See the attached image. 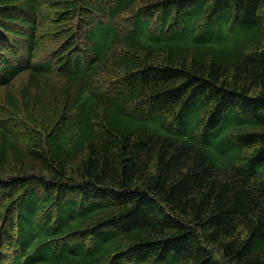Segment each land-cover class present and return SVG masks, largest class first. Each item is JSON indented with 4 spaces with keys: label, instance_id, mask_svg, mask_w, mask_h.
I'll use <instances>...</instances> for the list:
<instances>
[{
    "label": "trees",
    "instance_id": "1",
    "mask_svg": "<svg viewBox=\"0 0 264 264\" xmlns=\"http://www.w3.org/2000/svg\"><path fill=\"white\" fill-rule=\"evenodd\" d=\"M263 5L0 0L6 108L64 96L39 147L0 119V264H264Z\"/></svg>",
    "mask_w": 264,
    "mask_h": 264
},
{
    "label": "rangeland",
    "instance_id": "2",
    "mask_svg": "<svg viewBox=\"0 0 264 264\" xmlns=\"http://www.w3.org/2000/svg\"><path fill=\"white\" fill-rule=\"evenodd\" d=\"M123 16L126 19L128 14L125 13ZM260 17L264 23V5L261 8ZM26 82L27 76L23 74L17 77L11 87H0V119L5 117L10 119L15 130L18 131L20 145L24 149L29 150L44 144L46 133L53 128V125L57 121V115L59 117L64 109V96L61 89L62 80L59 77H53L48 83L47 100L46 102L44 100V104L41 103L42 105L39 104L36 107L32 106L29 110L21 109L19 111H12L11 109H7L5 105L7 104L8 90L10 89L15 95L21 98ZM197 115L196 111H192L187 115L188 126L194 124ZM226 125L227 123H224V125L220 126L219 129L211 134L210 138L212 141L217 140L228 143L224 135ZM17 162L14 154L10 152L5 175L18 172L20 164ZM4 206H2V209Z\"/></svg>",
    "mask_w": 264,
    "mask_h": 264
}]
</instances>
